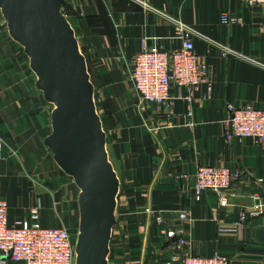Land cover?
<instances>
[{"label": "crops", "instance_id": "crops-1", "mask_svg": "<svg viewBox=\"0 0 264 264\" xmlns=\"http://www.w3.org/2000/svg\"><path fill=\"white\" fill-rule=\"evenodd\" d=\"M67 1L66 15L87 57L98 107L107 114L108 148L121 180L112 250L117 238L130 235L129 256L113 259L111 254L110 264H163L172 252V242L163 236L171 226L184 229L193 256L223 254L235 264H264V213L251 215L255 206L264 207V156L252 139L227 143L224 124L229 105L264 109V10L250 9L239 0H145L150 9L134 0ZM223 12L234 13L242 23L223 25ZM5 22L0 13L7 28ZM181 26L192 31L196 52L211 69V90L204 88L192 103L184 100L185 93L173 90L172 118L157 106L141 113L129 80L132 60L144 44L179 49ZM22 50L8 34L0 35V198L10 203L12 223L39 205L44 226L75 228L79 191L63 182L44 145L52 109L36 86L28 90L23 85L29 61ZM14 149L17 155L10 157ZM198 152L204 165L246 175L244 186L228 196L227 207L213 193L200 202L193 198ZM39 155L46 158L48 169L39 163ZM38 172L40 180L53 182L54 177L57 184L39 192L30 187L25 173ZM148 209L167 224L158 225ZM243 210L250 217L241 241ZM182 213L188 214L187 221H180Z\"/></svg>", "mask_w": 264, "mask_h": 264}, {"label": "water", "instance_id": "water-1", "mask_svg": "<svg viewBox=\"0 0 264 264\" xmlns=\"http://www.w3.org/2000/svg\"><path fill=\"white\" fill-rule=\"evenodd\" d=\"M68 7L67 0H0L8 34L23 49L36 89L52 108L44 145L79 191L75 264H110L121 180Z\"/></svg>", "mask_w": 264, "mask_h": 264}, {"label": "built area", "instance_id": "built-area-1", "mask_svg": "<svg viewBox=\"0 0 264 264\" xmlns=\"http://www.w3.org/2000/svg\"><path fill=\"white\" fill-rule=\"evenodd\" d=\"M136 1L145 5V0ZM239 1L250 9L264 10V0ZM221 23L226 26L239 25L242 20L234 13L223 12ZM182 28L180 36L182 45L179 49L168 51L160 43L151 46L144 44L132 60L129 80L137 95L136 108L141 113H146L151 107L157 106L167 118H172L173 90L179 89L185 93L184 100L187 103H192L195 96L204 88L211 90V69L196 52L192 31ZM227 114L224 122L226 142L252 139L264 156V109L251 104L240 107L229 105ZM202 154L198 152L196 156L197 170L192 189L193 198L196 202H200L206 193H213L219 198L220 206L227 207L228 196L234 195L233 192L241 185L244 186L246 175L238 169L204 165L201 163ZM3 158L4 145L0 139V159ZM258 183L261 184L262 180ZM263 208L261 204L255 206L251 215L263 214ZM9 211V201L0 198V264H75L77 234H73L66 227L44 226L41 220L42 209L39 205L31 207L25 217L14 223L10 221ZM147 213L155 216L158 225L167 224L164 217L156 215L153 210L148 209ZM249 217L247 210L240 212L238 235L241 241ZM179 219L187 221L189 216L187 213H182ZM163 236L166 241L172 242V252L163 264H235L223 254L213 257L190 254L182 227L171 226ZM129 242V234L117 238L115 252L122 257H128Z\"/></svg>", "mask_w": 264, "mask_h": 264}, {"label": "rangeland", "instance_id": "rangeland-1", "mask_svg": "<svg viewBox=\"0 0 264 264\" xmlns=\"http://www.w3.org/2000/svg\"><path fill=\"white\" fill-rule=\"evenodd\" d=\"M69 12V11H68ZM1 13V12H0ZM67 14V13H66ZM2 22V21H1ZM3 23V22H2ZM2 23H0V35L2 36V35H4V34H8V30H7V28L2 24ZM3 28V29H2ZM9 35V34H8ZM23 51V50H22ZM27 60H28V58H26ZM27 60H25V63H26V61ZM29 61V60H28ZM24 62V61H23ZM20 66L22 67V62H20ZM25 79H23V81H22V83H23V85H27L28 86V90H35V84H36V77H35V75L32 73V71L31 70H29V68L30 67H28V64H25ZM23 67V68H24ZM24 71V70H23ZM27 71V72H26ZM26 76L28 77V78H26ZM25 80V81H24ZM40 93V92H39ZM40 95H41V97H43L42 96V94L40 93ZM96 98H97V93H96ZM38 105V104H37ZM38 107V106H37ZM49 108L50 109H52L51 108V106H49ZM98 109H99V107H98ZM99 112H100V109H99ZM100 114H101V116H102V118L104 119V121L106 120L107 121V114L106 113H101L100 112ZM49 116V115H48ZM49 132L51 133V125H50V117H49ZM1 139V138H0ZM2 140V139H1ZM49 151V150H48ZM10 152H13L12 153V155L10 156V157H15L16 155H17V150H15L14 149V151H10ZM37 158H38V161H39V163H42V165H43V163H45V168L46 169H48L49 167L47 166V164H46V158H44L43 159V157H41L40 155L39 156H37ZM54 165H56V164H54ZM57 167V166H56ZM44 168V169H45ZM47 173H49V174H51L50 173V171H48V172H46V174ZM57 173L59 174V175H61V177H62V179H63V182L64 183H67V184H70V185H73V186H75V184H74V182L70 179V178H68L64 173H62L60 170H59V168L57 167ZM40 172H38V173H32V174H28V173H25V175H26V179H27V181L28 182H30V187H35L36 188V190L39 192V191H42L41 189H43L44 187H47V188H49L50 186H52V184H54V183H56L57 182V180H56V178H54V177H52L51 178V180L53 181V182H48V180H40L39 179V177H40ZM50 176H53L52 174L50 175ZM19 181V180H18ZM57 184V183H56ZM59 184H60V182H59ZM66 187L64 188L65 189V191L66 192H68V191H70V189H69V187H68V185H65ZM43 187V188H42ZM76 187V186H75ZM77 188V187H76ZM78 190V189H77ZM79 212V211H78ZM27 213V212H26ZM65 215H62L61 217H59L58 219L61 221V220H63L65 217H64ZM76 221H75V224H74V226H75V228H69L70 230H71V232L73 233V234H78V227H79V214H78V216L76 217V219H75ZM73 223H74V221H73ZM112 255H113V259H114V257H116V255H119L117 252H115V250L114 251H112ZM120 256V255H119Z\"/></svg>", "mask_w": 264, "mask_h": 264}, {"label": "trees", "instance_id": "trees-1", "mask_svg": "<svg viewBox=\"0 0 264 264\" xmlns=\"http://www.w3.org/2000/svg\"><path fill=\"white\" fill-rule=\"evenodd\" d=\"M103 119V118H102ZM103 121H104V119H103Z\"/></svg>", "mask_w": 264, "mask_h": 264}]
</instances>
